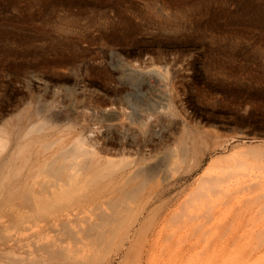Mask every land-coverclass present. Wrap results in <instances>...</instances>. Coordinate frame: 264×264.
Segmentation results:
<instances>
[{
	"label": "rangeland",
	"instance_id": "obj_1",
	"mask_svg": "<svg viewBox=\"0 0 264 264\" xmlns=\"http://www.w3.org/2000/svg\"><path fill=\"white\" fill-rule=\"evenodd\" d=\"M167 102L190 122L170 119ZM107 105L127 111L123 127L112 124L105 137L131 141L135 121L144 122L147 163L161 161L182 130L215 131L233 151L262 152L264 0H0V125L44 107L42 114L66 112L101 133ZM159 137L165 148L155 147ZM262 163L237 170L260 184L237 196L252 194L245 204H256L255 226L240 231L238 264H264Z\"/></svg>",
	"mask_w": 264,
	"mask_h": 264
},
{
	"label": "bare ground",
	"instance_id": "obj_2",
	"mask_svg": "<svg viewBox=\"0 0 264 264\" xmlns=\"http://www.w3.org/2000/svg\"><path fill=\"white\" fill-rule=\"evenodd\" d=\"M172 104L166 115L190 122ZM110 106L94 122L101 133L53 110L28 108L2 122L0 264H238L241 228L254 225L256 204L245 202L260 184L237 170L262 163L264 148L247 149L254 157L215 131L182 130L161 161L147 163L143 121L131 141L105 137L126 123L127 110ZM162 139L155 147L165 148Z\"/></svg>",
	"mask_w": 264,
	"mask_h": 264
}]
</instances>
